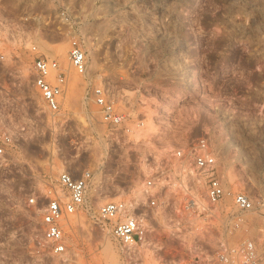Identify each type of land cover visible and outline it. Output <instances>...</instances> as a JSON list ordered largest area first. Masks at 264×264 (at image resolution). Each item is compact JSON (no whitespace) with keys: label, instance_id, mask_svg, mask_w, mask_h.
<instances>
[{"label":"rangeland","instance_id":"rangeland-1","mask_svg":"<svg viewBox=\"0 0 264 264\" xmlns=\"http://www.w3.org/2000/svg\"><path fill=\"white\" fill-rule=\"evenodd\" d=\"M72 36L86 50L94 81L141 127L109 134L99 122L84 78L69 64ZM0 42V129L14 139L0 161V264L208 263L223 241L220 226L187 224L173 206H162L184 194L172 150L198 137L221 159L227 189L264 204V0H0ZM32 44L65 72L59 115L48 112L33 85ZM84 169L93 176L90 210L130 201L148 219L145 244L125 254L77 214L63 224L64 254L34 250L40 204L25 201L61 171L77 176ZM157 171L161 183L151 191L162 198L148 208L145 181ZM244 217L226 242L250 237L264 264V214Z\"/></svg>","mask_w":264,"mask_h":264},{"label":"built area","instance_id":"built-area-1","mask_svg":"<svg viewBox=\"0 0 264 264\" xmlns=\"http://www.w3.org/2000/svg\"><path fill=\"white\" fill-rule=\"evenodd\" d=\"M60 15L64 21H69L64 12ZM29 52L33 85L48 112L52 116L59 115L65 89V72L56 58L40 52L36 44L29 47ZM4 58L5 51L0 42V61ZM68 60L74 72L84 78L87 98L95 105L99 122L108 129L109 134L120 131L129 133L143 125L141 120L131 122L130 114L110 97L107 88L94 81L87 70L86 50L81 41L73 36L69 41ZM13 144L10 131L0 129V161L5 160ZM170 156L178 188L184 194L178 202L162 200V206H173L187 224L208 226L217 223L220 226L218 233L223 241L206 264H262L256 244L250 237L233 244L226 241L243 228L246 213L259 211L264 214V204L256 205L248 194L227 189L222 178V161L211 148L208 138L198 137L182 142L172 150ZM92 178V172L87 169L77 176L69 170H63L52 184L43 187L41 195L27 198L26 206L40 204L41 234L34 240V250L38 254L57 257L66 252L63 224L68 216L77 214H85L98 224L125 254L145 244L149 233L148 219L143 213H136L137 208L130 201L111 199L101 203L96 211L90 210L87 193ZM160 183L159 171L156 177L151 176L145 181L146 207L159 205L158 200L162 197L159 192L151 191V188ZM225 197H230L229 204L225 202Z\"/></svg>","mask_w":264,"mask_h":264},{"label":"bare ground","instance_id":"bare-ground-1","mask_svg":"<svg viewBox=\"0 0 264 264\" xmlns=\"http://www.w3.org/2000/svg\"><path fill=\"white\" fill-rule=\"evenodd\" d=\"M56 50L58 51V52H62L63 50H62V48L61 47H56ZM66 221H64V223H65Z\"/></svg>","mask_w":264,"mask_h":264}]
</instances>
